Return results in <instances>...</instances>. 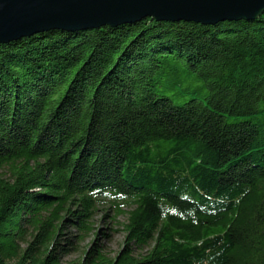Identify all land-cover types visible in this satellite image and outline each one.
<instances>
[{"label": "trees", "instance_id": "obj_1", "mask_svg": "<svg viewBox=\"0 0 264 264\" xmlns=\"http://www.w3.org/2000/svg\"><path fill=\"white\" fill-rule=\"evenodd\" d=\"M101 204L127 246L91 264H264V11L0 44V264H61Z\"/></svg>", "mask_w": 264, "mask_h": 264}, {"label": "water", "instance_id": "obj_2", "mask_svg": "<svg viewBox=\"0 0 264 264\" xmlns=\"http://www.w3.org/2000/svg\"><path fill=\"white\" fill-rule=\"evenodd\" d=\"M264 0H0V44L57 29L76 31L144 17L203 25L254 19Z\"/></svg>", "mask_w": 264, "mask_h": 264}, {"label": "rangeland", "instance_id": "obj_3", "mask_svg": "<svg viewBox=\"0 0 264 264\" xmlns=\"http://www.w3.org/2000/svg\"><path fill=\"white\" fill-rule=\"evenodd\" d=\"M122 208L123 210H129L128 206ZM113 213V210L109 208V204H101L92 218L91 231L85 235L83 241L79 243L72 241L69 244L64 240L61 241L62 244H65L64 249L71 247L73 249L62 250L58 253L60 263L71 264L81 261L91 264V261H87V254L93 249L100 250L108 258H117L127 246V233L122 226L123 223H126L127 214H120L113 218ZM63 230L66 236L69 237L76 233L74 228L67 222ZM129 247L133 249V255L139 257L145 255L150 249L149 246L136 248L132 244Z\"/></svg>", "mask_w": 264, "mask_h": 264}, {"label": "bare ground", "instance_id": "obj_4", "mask_svg": "<svg viewBox=\"0 0 264 264\" xmlns=\"http://www.w3.org/2000/svg\"><path fill=\"white\" fill-rule=\"evenodd\" d=\"M114 27V26H113ZM15 40V39H14Z\"/></svg>", "mask_w": 264, "mask_h": 264}]
</instances>
